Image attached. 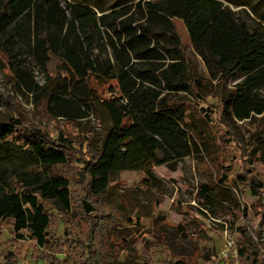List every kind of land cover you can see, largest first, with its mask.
<instances>
[{"label":"trees","instance_id":"16d2710c","mask_svg":"<svg viewBox=\"0 0 264 264\" xmlns=\"http://www.w3.org/2000/svg\"><path fill=\"white\" fill-rule=\"evenodd\" d=\"M101 3L107 5L99 15ZM235 4L251 7L264 21L260 3ZM176 17L144 0H0V67L8 71L17 93H36L56 119L77 122L101 111L109 122L106 134L92 145L74 143L66 130L51 134L20 117L0 120V222L15 238L34 241L38 252H67L76 264L114 261L94 201L110 195L111 176L150 172L199 153L203 136L193 122L194 109L187 97L176 95L189 94L201 103L202 85L183 49ZM226 17L222 2L196 0L182 18L207 67L209 56L217 58L221 68L240 80L222 97L223 125L234 129L236 122L260 117L249 159L264 167V31L238 20L224 37ZM111 82V97L100 96L94 84ZM199 112L215 121L210 107ZM243 188L257 199L252 209L264 226V186L249 181ZM74 191L82 194L89 222L81 235L68 217L56 216V221L44 203L52 200L70 214ZM214 195L215 186L202 184L197 200L212 202ZM249 213L244 207L241 215ZM237 230L240 263L264 264L260 241L243 226ZM14 252L2 255L5 264L19 263ZM44 259L58 263L50 254Z\"/></svg>","mask_w":264,"mask_h":264},{"label":"rangeland","instance_id":"374dc122","mask_svg":"<svg viewBox=\"0 0 264 264\" xmlns=\"http://www.w3.org/2000/svg\"><path fill=\"white\" fill-rule=\"evenodd\" d=\"M141 1V0H137ZM224 4L226 20L223 36L226 37L233 23L247 22L251 30L261 28L264 21L248 6H237L235 2H249L253 6L264 0H218ZM165 12H176L174 19L185 54L201 80L202 102L195 97L179 93L176 99L187 97L201 150L172 165L153 167L150 172L134 171L116 173L110 178V190L106 198H95L98 216L101 217L110 235L108 248L115 255L114 261L103 264H209L213 255L224 247L225 237L235 236L239 242L237 226L245 227L251 236L260 241L264 258V226L254 213L256 200L250 191L244 190L249 181L264 186V167L257 161H250L253 151L252 137L261 125L260 117L245 122H236L235 128L223 125L222 97L235 88L240 81L227 68H221L217 58L209 56L211 68L196 52L189 36L183 15L195 8L196 0H144ZM106 3L96 6L99 15L106 9ZM221 43V40H220ZM221 48V47H220ZM54 67H51V70ZM39 85L45 80L39 70L35 72ZM111 82L107 85L94 84L100 96L109 98ZM37 99L36 93H17L7 70L0 67V120L12 116L22 118L26 123L40 127L51 134L66 130L74 143L95 145L107 132L109 122L101 111H95L87 120L70 122L56 119L45 111L44 99ZM210 107L215 121L211 122L200 114L202 108ZM91 141H87L90 140ZM72 171H67L68 176ZM228 181L225 182V180ZM247 180V181H246ZM75 182V180H73ZM202 184L215 186L212 202L198 201L197 193ZM82 194L74 191V209L64 214L59 204L45 200L46 206L59 218L68 217L74 231L80 235L87 230L85 212L81 207ZM264 200V189L262 192ZM248 207V217L241 212ZM182 231H181V230ZM60 236V230L58 231ZM183 234L187 235L185 237ZM161 238V239H160ZM35 248V249H34ZM36 243L30 239L15 238L10 229L0 222V264H5L2 255L16 251L21 260L48 264L46 254L58 258L56 264H76L69 254L53 251H35ZM15 253V252H14ZM44 260H43V259ZM75 261V262H74Z\"/></svg>","mask_w":264,"mask_h":264},{"label":"built area","instance_id":"2783aa9c","mask_svg":"<svg viewBox=\"0 0 264 264\" xmlns=\"http://www.w3.org/2000/svg\"><path fill=\"white\" fill-rule=\"evenodd\" d=\"M20 264H41L28 261L26 259L21 260ZM209 264H241L239 259L238 242L233 235L225 237L224 247L218 253L212 256Z\"/></svg>","mask_w":264,"mask_h":264}]
</instances>
